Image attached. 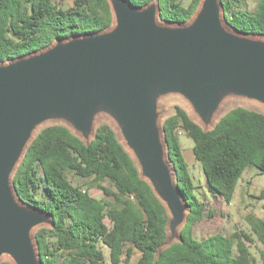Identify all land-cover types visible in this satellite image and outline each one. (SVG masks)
<instances>
[{"label":"trees","instance_id":"16d2710c","mask_svg":"<svg viewBox=\"0 0 264 264\" xmlns=\"http://www.w3.org/2000/svg\"><path fill=\"white\" fill-rule=\"evenodd\" d=\"M134 7L155 1L163 22L185 23L200 0H127ZM241 0H220L222 18L237 32L264 36V0L249 10ZM113 23L108 0H0V63L40 51L57 40L103 31ZM166 156L176 185L188 205L178 240L161 247L167 237L168 215L149 184L139 176L129 153L112 127L96 125L84 141L67 126L42 127L25 148L11 179L18 199L50 216L51 225L34 231L42 264H105L102 246L112 264H264V218L250 224L261 243L260 261L249 250L253 239L242 230L215 232L199 241L185 233L190 219L206 204L193 189L179 133L193 141L209 191L230 202L237 180L247 166L264 172V113L243 106L224 112L203 129L179 105L162 121ZM71 173L88 180L74 184ZM107 185H106V184ZM98 187L103 196L88 191ZM262 201L264 187L255 196ZM209 216L213 215L208 209ZM0 264H11L2 261Z\"/></svg>","mask_w":264,"mask_h":264},{"label":"water","instance_id":"95a60500","mask_svg":"<svg viewBox=\"0 0 264 264\" xmlns=\"http://www.w3.org/2000/svg\"><path fill=\"white\" fill-rule=\"evenodd\" d=\"M108 2L109 28L0 63V262L42 264L33 235L50 216L22 203L11 183L42 127L61 123L88 141L97 117H109L166 209L165 247L178 240L188 205L166 156L159 100L182 97L205 127L228 97L264 106V36L230 28L220 0H200L185 23H161L155 1Z\"/></svg>","mask_w":264,"mask_h":264},{"label":"rangeland","instance_id":"374dc122","mask_svg":"<svg viewBox=\"0 0 264 264\" xmlns=\"http://www.w3.org/2000/svg\"><path fill=\"white\" fill-rule=\"evenodd\" d=\"M57 1L63 5L71 4V0ZM188 1L189 0H184L183 2L186 4ZM256 1L257 0H241L240 2L242 3L240 4H242L243 7L252 10L256 4ZM176 105L181 106L187 112L189 117L195 122L199 123L203 128L211 127V125L224 112L235 106H243L264 113V106L255 101H250L239 97H228L223 101L212 124L205 127L200 123L199 119L192 112L188 103L182 97L170 94L162 97L158 102L160 124L166 116L173 113L174 107ZM101 122L109 124L114 130L117 138L121 141V137L116 125L109 117L98 116L94 127H96V125ZM179 139L182 146L183 157L188 164V168L192 177L194 185L193 191L196 197L206 204L205 208L198 209L195 215L190 219L189 225L185 231L186 235L196 241H199L215 232L228 235L234 230H242L252 237L253 242L248 243L249 250L255 257L256 261L259 262V251L262 246L256 236L252 233L250 224L254 219L260 220L264 218L262 201L255 197L260 189L264 187V172L259 171L252 165L247 166L237 180L232 199L230 202H225L222 198L208 190L200 164L196 162L193 157L192 139L185 136L183 132L179 133ZM68 177L74 184H77L82 188H87L88 180L78 178L71 173H68ZM88 191L96 198H101L103 196L102 190L98 187H89ZM208 209H212V216H209ZM102 248L105 257V264H112L109 260L108 249L104 246H102ZM138 255L139 254L137 252L134 253L129 264H134Z\"/></svg>","mask_w":264,"mask_h":264}]
</instances>
